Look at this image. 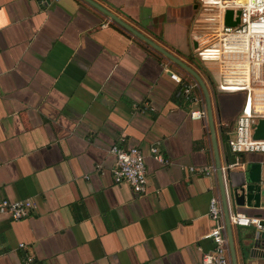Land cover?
<instances>
[{"label": "crops", "instance_id": "1", "mask_svg": "<svg viewBox=\"0 0 264 264\" xmlns=\"http://www.w3.org/2000/svg\"><path fill=\"white\" fill-rule=\"evenodd\" d=\"M91 1L200 76L213 127L190 118L169 71L191 76L86 1L0 0V202L33 203L19 221L0 213V264H196L214 249L210 199L223 212L221 183L247 180L256 196L229 201V216L262 229L231 224L233 254L264 264V241L250 240L264 233V153L229 150L244 96L219 91L216 66L197 61L199 0ZM192 95L206 108L200 87ZM117 144L145 155L144 192L115 183Z\"/></svg>", "mask_w": 264, "mask_h": 264}, {"label": "built area", "instance_id": "2", "mask_svg": "<svg viewBox=\"0 0 264 264\" xmlns=\"http://www.w3.org/2000/svg\"><path fill=\"white\" fill-rule=\"evenodd\" d=\"M199 4L201 10L197 27L202 45L197 49V57L201 62L216 66L219 91L239 92L244 96L232 139L228 141L229 150L234 154L264 153V140L252 137V125L264 119V0H199ZM226 10L240 11L238 24L224 25ZM169 77L182 86V92L189 103L196 106L190 111V118L205 119L207 113L203 99L192 95L194 89L199 88L197 83L194 80L184 81L171 71ZM109 153L114 157L111 172L115 183H125L137 194L144 192L146 165L143 152L137 147L123 148L117 144L110 148ZM150 153L160 159L156 147H151ZM190 170L205 175L214 171L211 168ZM32 209L33 203L29 200L3 199L0 202V213L7 214L12 221L25 219ZM208 215L213 227L205 238L212 240L214 249L203 254L196 264H230L226 228L218 198L210 199ZM229 219L234 226L262 229L258 219L240 214H232Z\"/></svg>", "mask_w": 264, "mask_h": 264}, {"label": "water", "instance_id": "3", "mask_svg": "<svg viewBox=\"0 0 264 264\" xmlns=\"http://www.w3.org/2000/svg\"><path fill=\"white\" fill-rule=\"evenodd\" d=\"M87 3H89L92 7L103 13L105 16H107L109 19H111L114 23L119 25L122 29L125 31L129 32L131 35L134 37L138 38L139 40L143 41L145 44H147L149 47L152 49L156 50L159 52L161 55H163L165 58H167L171 63L177 65L180 67L184 72H186L189 76L193 78V80L197 83L198 87L201 88L204 97H205V102H206V113L207 117L211 122V127H213L212 123V111H211V104H210V99H209V94L207 91V88L205 86V83L203 80L200 78V76L194 72L192 69L184 65L181 61L173 57L170 53L167 51L163 50L161 47L157 46L141 34H139L137 31H135L132 27L128 26L125 24L123 21H121L119 18H117L115 15L109 13L96 3H94L91 0H84ZM239 16H240V11H233V10H226L224 14V25L225 26H235L239 22ZM198 62H200L199 59H197ZM252 130H253V139L255 140H264V119H259L257 123H254L252 125ZM216 172L217 175L219 176V181L222 175L221 168L217 164L216 167ZM221 183V182H220ZM256 188L251 185L250 181H245L242 183H239L237 185H233L225 191L222 183H221V195H222V205H223V217L225 219V228H226V233H227V238L230 244V252L232 256V264L235 263V256L233 254V243H232V238H231V223L229 219V211H228V202L230 201L231 204L235 208H241L246 205L247 202H250L252 199L255 198L256 194ZM251 244L253 245L254 249H259L262 247L261 242L264 241V233H259L257 232L252 238H250ZM250 245L247 243H243L244 249L248 248Z\"/></svg>", "mask_w": 264, "mask_h": 264}, {"label": "rangeland", "instance_id": "4", "mask_svg": "<svg viewBox=\"0 0 264 264\" xmlns=\"http://www.w3.org/2000/svg\"><path fill=\"white\" fill-rule=\"evenodd\" d=\"M202 63H203V62H202ZM205 63H207V64H208L209 62H205ZM211 64H213V63H211Z\"/></svg>", "mask_w": 264, "mask_h": 264}]
</instances>
